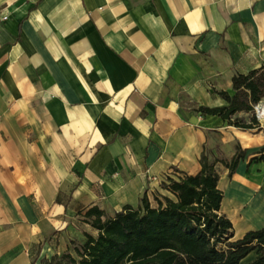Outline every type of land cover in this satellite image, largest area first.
<instances>
[{
	"label": "crops",
	"instance_id": "obj_1",
	"mask_svg": "<svg viewBox=\"0 0 264 264\" xmlns=\"http://www.w3.org/2000/svg\"><path fill=\"white\" fill-rule=\"evenodd\" d=\"M261 66L264 0H0V264L96 235L92 206L113 216L146 193L155 207L204 148L243 151L231 176L215 165L221 212L238 238L263 228L264 131L196 110Z\"/></svg>",
	"mask_w": 264,
	"mask_h": 264
},
{
	"label": "trees",
	"instance_id": "obj_2",
	"mask_svg": "<svg viewBox=\"0 0 264 264\" xmlns=\"http://www.w3.org/2000/svg\"><path fill=\"white\" fill-rule=\"evenodd\" d=\"M231 81L232 94L215 91L226 106L196 110L243 130L264 131L254 114V105L264 98V66L235 74ZM263 152L264 147L252 160H264ZM243 154L236 147L227 160L204 148L197 173L162 180L165 193H154L155 207L144 193L136 207L125 205L113 216L97 206L88 208L83 221L96 235L84 231L83 242L71 240V250L42 264H264V227L234 239L232 222L221 212L223 192L215 165L222 163L231 176ZM251 253L254 258L243 262Z\"/></svg>",
	"mask_w": 264,
	"mask_h": 264
},
{
	"label": "built area",
	"instance_id": "obj_3",
	"mask_svg": "<svg viewBox=\"0 0 264 264\" xmlns=\"http://www.w3.org/2000/svg\"><path fill=\"white\" fill-rule=\"evenodd\" d=\"M5 18L6 17H3V19ZM263 108H264V102H259L258 104L254 105V114L258 121L264 118ZM149 179H150V182H153L157 180V177L151 176L149 177Z\"/></svg>",
	"mask_w": 264,
	"mask_h": 264
},
{
	"label": "rangeland",
	"instance_id": "obj_4",
	"mask_svg": "<svg viewBox=\"0 0 264 264\" xmlns=\"http://www.w3.org/2000/svg\"><path fill=\"white\" fill-rule=\"evenodd\" d=\"M261 122H262V124H264V118H262L261 119ZM260 122V123H261ZM84 227H86L85 225H84ZM239 237V234H237L236 232H235V230H234V238H238Z\"/></svg>",
	"mask_w": 264,
	"mask_h": 264
},
{
	"label": "bare ground",
	"instance_id": "obj_5",
	"mask_svg": "<svg viewBox=\"0 0 264 264\" xmlns=\"http://www.w3.org/2000/svg\"><path fill=\"white\" fill-rule=\"evenodd\" d=\"M263 114H264V108H263ZM241 223H242L241 225H243V226H245V225L247 224L246 221H242ZM237 227H238V226H237ZM238 229H239V228H238Z\"/></svg>",
	"mask_w": 264,
	"mask_h": 264
}]
</instances>
